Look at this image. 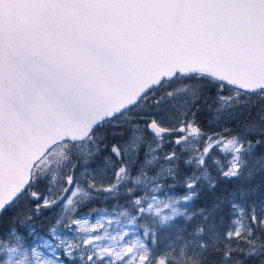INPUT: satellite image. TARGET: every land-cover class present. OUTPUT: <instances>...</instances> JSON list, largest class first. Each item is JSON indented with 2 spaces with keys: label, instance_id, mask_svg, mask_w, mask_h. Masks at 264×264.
Here are the masks:
<instances>
[{
  "label": "rangeland",
  "instance_id": "374dc122",
  "mask_svg": "<svg viewBox=\"0 0 264 264\" xmlns=\"http://www.w3.org/2000/svg\"><path fill=\"white\" fill-rule=\"evenodd\" d=\"M179 76L38 161L0 264H264V90ZM219 176L238 190L219 194Z\"/></svg>",
  "mask_w": 264,
  "mask_h": 264
},
{
  "label": "water",
  "instance_id": "95a60500",
  "mask_svg": "<svg viewBox=\"0 0 264 264\" xmlns=\"http://www.w3.org/2000/svg\"><path fill=\"white\" fill-rule=\"evenodd\" d=\"M203 72L264 89V0H0V217L56 144Z\"/></svg>",
  "mask_w": 264,
  "mask_h": 264
},
{
  "label": "trees",
  "instance_id": "16d2710c",
  "mask_svg": "<svg viewBox=\"0 0 264 264\" xmlns=\"http://www.w3.org/2000/svg\"><path fill=\"white\" fill-rule=\"evenodd\" d=\"M178 77H180V76H177L174 80L178 79ZM167 82L168 81H164L160 87H157V88L151 90L148 94H146L145 96H143L139 104L144 103V101L146 99H148L151 96V94L154 93L155 91H158L162 87H165V85L167 84ZM152 99H154V97H152ZM152 99L148 101V104H150V102L152 101ZM143 108H145V107H143ZM143 108H141L139 111H137V114H145V115L147 113L149 114L150 111H151V109L153 107H152V105H150V108L147 111H142ZM133 109L134 108H132V110ZM129 111H131V110H129ZM219 178H220V182H219V185H218L219 194H222V191H223L224 194L230 195L233 191L238 190V187H236V185H235V181H231L229 184H227L224 181V178L223 177L219 176ZM207 195L209 197V201L208 200L202 201V199H196L195 198V200L193 201L194 208H197L199 205H201L202 207L203 206H207V207L209 206V207H211L210 202L213 201V197H212V194L211 193H208ZM13 214H14L13 211H8L7 210L0 217V236L4 234V231L6 230V228H8V227H10V225L14 224V219L15 218H14ZM193 215L195 216L194 212H193ZM213 256L214 255H212L210 258H212ZM215 259H217V257ZM215 259H213V260H215ZM258 260L259 259H257L254 263H249L248 261H246L245 264H256ZM169 264H191V263H188V262H179V261H170ZM215 264H219V261L218 262H215Z\"/></svg>",
  "mask_w": 264,
  "mask_h": 264
},
{
  "label": "flooded vegetation",
  "instance_id": "af4514ba",
  "mask_svg": "<svg viewBox=\"0 0 264 264\" xmlns=\"http://www.w3.org/2000/svg\"><path fill=\"white\" fill-rule=\"evenodd\" d=\"M111 121H113V120H111ZM98 130H99V129H98ZM98 130H97V131H98ZM174 155L176 156L177 154L174 153Z\"/></svg>",
  "mask_w": 264,
  "mask_h": 264
}]
</instances>
